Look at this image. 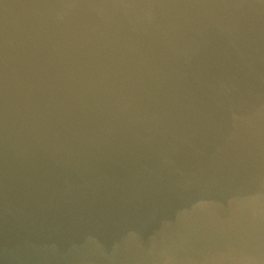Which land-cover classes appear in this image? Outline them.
I'll use <instances>...</instances> for the list:
<instances>
[{"label": "water", "instance_id": "95a60500", "mask_svg": "<svg viewBox=\"0 0 264 264\" xmlns=\"http://www.w3.org/2000/svg\"><path fill=\"white\" fill-rule=\"evenodd\" d=\"M0 264H264V0H0Z\"/></svg>", "mask_w": 264, "mask_h": 264}]
</instances>
